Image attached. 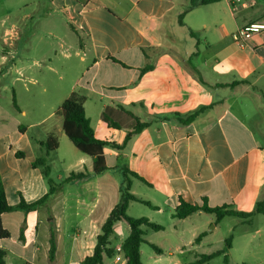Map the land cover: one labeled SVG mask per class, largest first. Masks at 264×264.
Segmentation results:
<instances>
[{
  "label": "crops",
  "instance_id": "1",
  "mask_svg": "<svg viewBox=\"0 0 264 264\" xmlns=\"http://www.w3.org/2000/svg\"><path fill=\"white\" fill-rule=\"evenodd\" d=\"M245 1L246 6L234 8L220 0L185 13L188 0H0V97L10 91L12 99L10 108L0 101V174L9 205L31 204L49 193L42 170L33 167L49 135L58 137V151L63 145L72 154L67 173L54 182L87 173L63 184L37 210L3 215L11 234L0 240L6 264L11 254L26 264H81L92 255L121 198L124 181L113 177L123 173L119 158L150 184L132 178L131 193L142 199L133 191V180L157 185L161 202H149L167 211L174 225L195 215L173 218L180 199L255 211L264 201V33L245 47L233 36L264 20V0ZM35 19L45 22L42 28L19 25ZM65 30L77 39L76 46H67ZM67 73L72 74L69 84ZM73 92L85 96L99 140L122 145L136 119L150 124L122 150L106 148L109 170L102 175L94 174L91 158L72 148L56 114ZM38 100L51 102L47 111L23 103ZM203 107L208 109L187 126L165 120ZM49 121L50 128L39 130ZM50 165L53 171L51 156ZM227 218L238 221L232 233L255 222L256 231H264V214L249 221ZM52 234L57 251L51 262ZM235 246L234 238L229 262Z\"/></svg>",
  "mask_w": 264,
  "mask_h": 264
},
{
  "label": "trees",
  "instance_id": "2",
  "mask_svg": "<svg viewBox=\"0 0 264 264\" xmlns=\"http://www.w3.org/2000/svg\"><path fill=\"white\" fill-rule=\"evenodd\" d=\"M189 4L186 7L185 13L197 8L198 6H206L219 2L220 0H188ZM184 13V14H185ZM184 14L180 17V22L182 23V18ZM151 69L148 66L143 70V72ZM240 84L236 82L235 85ZM232 84L231 86H233ZM85 96L78 92H73L58 108L56 114L63 119V131L67 138L73 143L78 151L82 154L90 157L93 161V172L96 175H102L109 170L107 165V160L105 157V150L107 147H111L117 150H122L125 145L132 139L133 136L141 133L150 124L140 122L136 119V125L132 132H129L122 145H116L106 141L99 140L95 137L94 129L91 125L90 119L87 117L84 103ZM13 107L16 111H20L17 104L16 97H13ZM208 108H200L187 115H182L179 113L173 114L171 117H167L166 121H173L179 126H187L195 121L204 111ZM59 139L56 135H49L47 139L41 143L43 149V155L39 156L33 163V167L40 168L42 170L44 178L49 184V193L37 202L27 204L24 200H21L20 204L17 206L9 205L7 201V194L5 186L0 174V240H7L11 237L10 232L5 229L3 225V215L5 213H11L14 211L30 212L35 211L39 207L47 204L51 195L58 191V189L65 183L82 179L87 176L86 172L72 173L64 182L60 185L56 184L52 179V169L50 165V156L56 153L59 149ZM21 156V154H18ZM117 168L123 171L124 184L121 187V198L119 203L114 207V209L109 214L105 223L101 228V233L97 237L96 246L93 250L92 255L87 256L81 264H106L105 257H115V250L112 252L109 250L110 237L114 233L115 228L120 223H123L129 229V235L122 244L123 250L128 261V264H144L141 258V245L146 243L144 239V231L142 227H148L155 231H163L164 227L155 223H152L148 218H134L128 214V208L130 202L141 203L153 210H158V207L154 206L151 202L142 200L131 193L132 178L141 181L146 185H150L145 178L140 176L138 173L132 171L127 162L122 164V159L119 158V164ZM203 212L206 214L214 215L216 217L217 223L221 222L226 217H239L246 221H249L254 215L264 214V201L257 203L255 211L253 213H243L237 212L232 209L231 205H224L221 207H211L209 206L207 200L203 201L202 205L190 204L180 199L179 206L175 209L173 218L184 220L193 214ZM205 234H201L196 242L200 243ZM21 240H24L23 232L21 233ZM225 247L223 250H218L210 254H203L198 257V259L192 264H206L216 257L224 256L223 264H229L228 252L233 246V237L230 236L224 241ZM156 252L161 253V250L154 245H150ZM57 251V246L55 242V237L52 234L50 239L49 248V259L50 261L55 260ZM7 250L0 249V264H6Z\"/></svg>",
  "mask_w": 264,
  "mask_h": 264
},
{
  "label": "rangeland",
  "instance_id": "3",
  "mask_svg": "<svg viewBox=\"0 0 264 264\" xmlns=\"http://www.w3.org/2000/svg\"><path fill=\"white\" fill-rule=\"evenodd\" d=\"M15 21L16 19H13L8 23V26ZM44 23L43 20L35 19L33 22H27L25 24L19 23V25L42 28ZM51 23L54 26L60 25L59 21L51 20L50 24ZM65 31L67 46L70 43L76 46L77 39L70 32L67 30ZM38 41L39 40H34L33 42ZM41 46L42 45H39V47ZM45 46L49 47L50 45ZM71 75L67 73V84H69L68 80L72 77ZM0 101L6 108H10L12 101L10 91L3 92ZM23 103L31 108H35V110L40 113L47 111L51 104V102L43 100H38L34 103L23 101ZM52 124L53 121H49L45 126L38 128L39 130H46L50 128ZM31 135L33 136L32 133ZM71 146L73 149L75 148L73 147L74 145ZM78 153L84 155L80 151H78ZM62 158H65L66 164L62 163ZM71 158L72 154L70 150L63 145L59 151L51 155L54 164L52 178L55 182L57 181L58 175H65V173H67V163H69ZM86 158L90 160V157L87 156ZM148 169L153 171L154 168ZM113 177L118 181H124L122 172L117 171L113 173ZM133 181V191L140 195L142 199L147 201L152 200L153 203L161 202L160 199H157V185L154 186V188H150L137 180ZM128 214L134 218L146 217L152 223L164 227L163 231H155L146 226L142 227L144 239L146 241V243L141 245V258L144 264H192L200 255L210 254L219 249H224V241L230 236L233 237V240L235 238L236 246L231 254L232 257L230 258L229 264H264V231L261 234L256 231L258 229V222H255L251 226H237L232 233V229L238 222L235 218H227L223 222L217 224L214 215L199 213L193 215L183 224L179 225L177 223L174 225L167 211L159 212L137 202L130 203ZM175 228L177 229V233ZM200 234H205V236L200 243H197L196 239ZM243 234L248 235L245 237ZM128 235L129 229L125 224L122 223L120 228L116 227L114 233L110 237L109 250L114 251L116 246L122 245ZM150 245L159 248L161 253L156 252ZM223 258L224 256L222 255L206 264H223ZM105 262L106 264H114L113 258L110 256L105 257ZM8 264H26V262L25 259L18 258L16 255L11 254L8 259Z\"/></svg>",
  "mask_w": 264,
  "mask_h": 264
},
{
  "label": "built area",
  "instance_id": "4",
  "mask_svg": "<svg viewBox=\"0 0 264 264\" xmlns=\"http://www.w3.org/2000/svg\"><path fill=\"white\" fill-rule=\"evenodd\" d=\"M233 6L234 8L239 6H246L245 0H226ZM264 33V20L251 23L244 28L238 30L234 36V41L240 46L245 47L249 40L252 39L254 36ZM114 264H128L126 259L123 246L118 245L115 248V257L113 259Z\"/></svg>",
  "mask_w": 264,
  "mask_h": 264
}]
</instances>
